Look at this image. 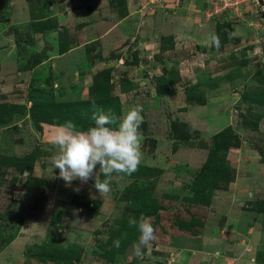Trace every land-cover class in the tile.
<instances>
[{
    "label": "rangeland",
    "instance_id": "374dc122",
    "mask_svg": "<svg viewBox=\"0 0 264 264\" xmlns=\"http://www.w3.org/2000/svg\"><path fill=\"white\" fill-rule=\"evenodd\" d=\"M32 1L33 9L52 5ZM212 1L135 0L128 15L129 0H108L110 11L129 17L127 31L101 24L103 49L79 39V27L59 31V52L73 44L83 68L77 53L57 68L41 64L47 48L24 44L23 26L0 47V264H264V5L246 0L237 12L214 13ZM54 2L69 20L74 4ZM4 24L15 30L12 19ZM97 73H109L118 122L140 106L147 127L138 171L100 174L110 181L106 194L94 180L66 186L53 164L62 125L37 129L30 108L51 96L59 104L88 99ZM158 76L176 78L167 94L158 93ZM58 115L68 117L63 105ZM184 131L187 142L175 138ZM221 131L232 132L231 144L199 175L205 140ZM141 217L156 239L138 256L139 232L128 221Z\"/></svg>",
    "mask_w": 264,
    "mask_h": 264
},
{
    "label": "clouds",
    "instance_id": "9594fccd",
    "mask_svg": "<svg viewBox=\"0 0 264 264\" xmlns=\"http://www.w3.org/2000/svg\"><path fill=\"white\" fill-rule=\"evenodd\" d=\"M210 44L217 49L221 46L215 33L210 34ZM92 107L94 126L81 131L68 121L53 137L52 143L59 149L53 164L55 169H59V178L65 181L67 187H71L75 180L81 184L94 180L96 191L106 194L110 191V181L101 180L100 174L106 178L114 173L130 176L139 169L143 158V134L140 131L144 123L143 109L140 106L131 108L117 123V118L110 112L105 113L95 104ZM74 190L79 191V188ZM73 213L77 214L78 210L74 209ZM128 223L139 232L138 243L134 245L135 253L139 256L142 246L146 247L156 239V229L146 217H141L139 222L130 218ZM120 243V240L114 241L116 247Z\"/></svg>",
    "mask_w": 264,
    "mask_h": 264
},
{
    "label": "crops",
    "instance_id": "0c3cea01",
    "mask_svg": "<svg viewBox=\"0 0 264 264\" xmlns=\"http://www.w3.org/2000/svg\"><path fill=\"white\" fill-rule=\"evenodd\" d=\"M64 1L68 6L74 4L73 7L75 8L74 10L70 7L68 8L70 19L67 21L64 19L65 11H61L58 4L54 6V0H52V5L46 10L39 8L33 9L35 4L32 0H0V15L5 14L0 22L1 49H3L2 46L6 47L8 43H13L14 39H16V33L18 36V33L22 31L19 27L23 26L24 30L29 29L26 35L27 38H24L22 41L24 44H27L28 46L30 44L32 46H37L39 48L36 49L37 52H41L45 47L47 48L46 51L42 53L43 56L40 58L41 64H53L51 65L53 66L52 69L54 67L57 68L60 65L58 63L61 62L62 58L67 55L70 57L72 54L74 55L77 53L80 55V57L77 58V62H80V68H83L86 60L82 56L83 54L79 52L77 48L73 47V44L71 46L69 45L68 49H65L64 52L63 50L59 52L60 49L57 48L60 41L58 38L59 31L65 30L66 28L72 30L79 27V39L80 35L83 33L89 41L99 40V43L101 44L99 47L102 49L105 46L103 41L107 38L105 37V31H99L101 24L106 31L114 30L115 28L117 30L120 29L121 26L126 25L125 31H127V20L129 16H120L116 11H110V9L107 8L108 0ZM129 1L130 9L128 15L133 13L134 10L131 8L135 3V0ZM9 19L13 20L12 25L15 26V30L13 28L9 29L5 27L6 25L4 23H7ZM37 24L41 25L39 26V30L36 28ZM46 52L49 54L47 55ZM58 73H62V68Z\"/></svg>",
    "mask_w": 264,
    "mask_h": 264
},
{
    "label": "trees",
    "instance_id": "16d2710c",
    "mask_svg": "<svg viewBox=\"0 0 264 264\" xmlns=\"http://www.w3.org/2000/svg\"><path fill=\"white\" fill-rule=\"evenodd\" d=\"M104 73H97L94 75V80L92 85L89 87V93L90 97L88 99H81L79 101H71L68 103H55L51 99L48 101H32L31 105V112L34 115L33 122L37 129L42 130V122H50L55 124H61L64 125L66 122L71 121L73 122L78 130H87L89 127L94 126V121L89 120L88 122L79 120L77 117V113L81 112L82 110L86 108H93V104L98 106L99 108L106 109L111 114H113L115 117L116 115L120 114L119 110V101L114 96L111 95L110 90V77L109 73H107L106 77H103ZM176 78H167L166 76H158L156 78L157 84H158V93L160 94H167L168 93V86L171 83H174ZM165 82V84H164ZM62 105L66 108L68 111V117L63 116L61 117L58 115L59 108L62 107ZM41 115L42 117H37V115ZM68 118V120H67ZM118 123V120H117ZM115 127V126H113ZM147 130L145 122L143 123V126H141L140 131L142 133H145ZM233 134L231 131H221L210 138H207L205 141L209 144L206 146V148L209 149L207 160L204 164V166L201 168V170L198 172L199 175H202L203 171L207 168V165L210 161H213L214 159H218L219 155L223 151V148L227 146L228 144H231ZM175 138L177 140L182 141H188L187 133L184 131L183 133L176 132ZM238 138V137H237ZM239 140V139H238ZM238 140L236 143H238ZM231 180V179H230ZM229 180V181H230ZM228 181V182H229ZM195 191V190H193ZM156 200H154L155 202ZM150 206V203H149ZM194 220V219H193Z\"/></svg>",
    "mask_w": 264,
    "mask_h": 264
},
{
    "label": "built area",
    "instance_id": "2783aa9c",
    "mask_svg": "<svg viewBox=\"0 0 264 264\" xmlns=\"http://www.w3.org/2000/svg\"><path fill=\"white\" fill-rule=\"evenodd\" d=\"M244 1L246 0H214L212 1V5H213L212 10L214 13H217V12H221L222 10H227V8L229 9V7L232 6L235 7L233 8L234 12H237V9L239 7L238 4H241Z\"/></svg>",
    "mask_w": 264,
    "mask_h": 264
},
{
    "label": "water",
    "instance_id": "95a60500",
    "mask_svg": "<svg viewBox=\"0 0 264 264\" xmlns=\"http://www.w3.org/2000/svg\"><path fill=\"white\" fill-rule=\"evenodd\" d=\"M257 2L261 5H264V0H258Z\"/></svg>",
    "mask_w": 264,
    "mask_h": 264
}]
</instances>
